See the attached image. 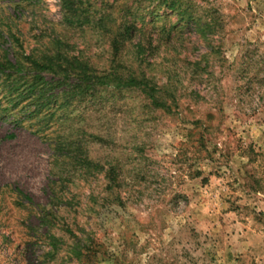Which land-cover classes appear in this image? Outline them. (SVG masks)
<instances>
[{
    "label": "rangeland",
    "instance_id": "1",
    "mask_svg": "<svg viewBox=\"0 0 264 264\" xmlns=\"http://www.w3.org/2000/svg\"><path fill=\"white\" fill-rule=\"evenodd\" d=\"M89 1L110 29L145 20L157 50L142 61L129 46L111 65L108 34L67 27L60 0H0V58L58 40L94 70L143 76L171 110L99 89L47 129L20 106L3 115L0 87V264H264V0H181L200 33L171 0ZM64 132L95 166L85 178L56 177Z\"/></svg>",
    "mask_w": 264,
    "mask_h": 264
},
{
    "label": "trees",
    "instance_id": "2",
    "mask_svg": "<svg viewBox=\"0 0 264 264\" xmlns=\"http://www.w3.org/2000/svg\"><path fill=\"white\" fill-rule=\"evenodd\" d=\"M164 1L168 2V0ZM60 3L61 22L67 27L82 28L95 24L97 28L108 34L112 44L115 45L112 53L114 60H111V65L120 60L118 54L129 46L134 48L135 56L142 61H147L153 55V51L157 50L151 34L146 32L145 20L138 21L141 18H137V15L123 13L114 25V29H110L106 26L107 21H110L109 15L94 10L89 0H60ZM165 7L171 12L177 11V15L185 21V25L192 24L198 32L200 31L201 19L186 14L184 2L171 0V5ZM165 17L169 19L170 16ZM11 37L14 43H18L14 36ZM19 49L22 50L21 45ZM60 49L58 40L53 43L52 50L46 47L38 52L33 50L27 55L23 53L16 55L14 52L10 54L11 46L6 48L7 52H4L3 57L0 58V87L6 89L7 93L2 97L7 98L5 100L7 104L2 109L3 115H11L12 111L20 106L26 111L28 119L32 117L39 119L38 117L42 116V121L46 120L45 128L49 129L47 122L59 111L66 109L76 100H82L94 90L108 88L136 90L150 102L152 107L166 113L170 112V106L160 98V89L150 84L143 76H123L120 72L122 67H111V65L108 71L94 70L86 63H80L76 56H71ZM39 129L36 133L43 132L41 128ZM58 138L59 144H55L52 151L54 158H57L55 155H59L58 159L61 158V162L64 163V168H61L56 176L59 180L64 174L72 176L71 172H78L82 178H85L91 169H95L93 162L80 152L81 142L74 141L70 132H64ZM77 167L78 169H75ZM50 240L53 244L54 238L50 236ZM87 249L88 247L82 245L77 237L72 251L78 252V255L83 251L86 253L85 257L90 258L92 254L87 252Z\"/></svg>",
    "mask_w": 264,
    "mask_h": 264
}]
</instances>
